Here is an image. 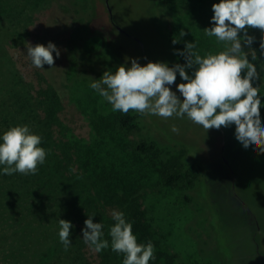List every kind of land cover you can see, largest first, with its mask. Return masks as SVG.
Here are the masks:
<instances>
[{"label": "rangeland", "instance_id": "obj_1", "mask_svg": "<svg viewBox=\"0 0 264 264\" xmlns=\"http://www.w3.org/2000/svg\"><path fill=\"white\" fill-rule=\"evenodd\" d=\"M217 2L112 0L114 21L126 32L105 26L79 40L77 27L86 20L81 9L90 8L89 0H0V58L9 57L32 95L40 100L51 94L57 101L51 138L55 154L65 150L69 155L61 171L87 172V194L93 208L102 209L93 222H101L105 215L113 222L111 211H123L132 220L139 243L154 245L150 264H264V162L258 157L264 154L250 151L249 156L238 150L229 169L221 161L217 130L206 132L187 119L165 120L133 111L140 126L124 130L112 123L114 113H123L112 112L111 105L89 87L104 71L124 65L126 58L141 65L146 58L169 66L178 63L166 31L172 32L177 50L193 41L201 55L223 50L214 37L203 33L211 27V8ZM247 36L264 39V34L252 31ZM136 38L147 48L143 56ZM49 41L59 48V58L53 53L54 65L32 67L25 55L27 43L46 46ZM82 51L89 52L83 60ZM243 51L255 61L254 87L264 100V62L252 45ZM97 58L100 68L92 69L89 65L98 63ZM181 82L177 74L172 90ZM38 112L45 115L42 109ZM260 116L264 125V105ZM173 124L179 134L171 132ZM143 139L148 140V152L138 147ZM170 161L200 164L203 173H197L190 185L165 186L155 162L161 166ZM88 253L95 255L91 249ZM0 264H5L1 258Z\"/></svg>", "mask_w": 264, "mask_h": 264}, {"label": "clouds", "instance_id": "obj_2", "mask_svg": "<svg viewBox=\"0 0 264 264\" xmlns=\"http://www.w3.org/2000/svg\"><path fill=\"white\" fill-rule=\"evenodd\" d=\"M211 10V27L203 33L214 37L223 50L201 55L196 42H187L183 51L176 50L185 63L172 66L151 61L141 65L135 58H126L124 65L115 71H104L89 87L111 105L112 112L127 114L131 110L165 120L187 119L206 132L234 127L235 143L243 152L262 155L264 125L260 113L264 100L258 98L260 93L254 87L255 61L250 62L243 48L254 44L247 36L249 31L264 34V0H218ZM27 45L26 58L37 69L54 65L53 53L56 58L61 54L51 41L46 46ZM260 51L264 53V46ZM177 74L183 82L176 84L174 91L171 86ZM171 132L179 134L180 129L173 124ZM41 145L42 137L27 124L10 126L0 132V175L37 174L38 166L45 164L48 155ZM87 217L82 239L93 252L100 253L110 247L123 256L122 264H150L155 259L154 245L151 241L138 243L132 223L123 211H111L114 223L108 229L110 242L104 238V224L93 222L95 214ZM58 225L59 241L67 251L72 245L70 230L74 225L64 219H59Z\"/></svg>", "mask_w": 264, "mask_h": 264}, {"label": "trees", "instance_id": "obj_3", "mask_svg": "<svg viewBox=\"0 0 264 264\" xmlns=\"http://www.w3.org/2000/svg\"><path fill=\"white\" fill-rule=\"evenodd\" d=\"M89 3L88 10L81 9L86 20L80 22L77 27L76 35L79 40H83L90 31L97 28L105 30V26L115 27L105 0H89ZM110 4L112 7V0ZM166 33L167 42L170 47L173 46L174 56H178V63L184 64L182 57L176 54L177 48L172 41V32L166 31ZM251 40L254 41L252 45L254 54L264 62V53L260 51L261 46H264V39L253 37ZM140 48L143 56L147 48L143 49L142 46ZM87 52H80L82 60ZM1 57L3 58H0V132L10 126L27 124L33 132L42 137L41 146L47 150L48 155L45 164L38 166L39 170L35 175L19 173L11 176L0 175V258L5 264H122L123 256L111 251L110 247L94 255L88 253L90 248L83 242L84 221L87 216L99 214L102 209L93 208V199L87 194L89 177L86 171H76L72 174L67 170L61 171L62 162L69 155L65 150L59 155L55 154V142L51 138L50 127L57 121L55 115L57 101L51 94L40 100L32 95L26 86V81L23 80L19 70L13 67L9 57H5L4 54ZM97 61L98 63L89 66L92 69H99L101 61L98 58ZM149 61L154 62L152 59L146 62ZM27 85L29 86L30 83ZM50 88L53 89L52 86ZM39 109L45 112L44 116L39 114ZM117 114H113L112 123H117L122 129L131 131L140 126L133 111ZM217 134L219 136V146H217L221 157L223 136L225 138L224 155L230 166L224 161L223 163L230 169L231 158L233 159L235 153L241 150L234 140L235 128L220 129L217 130ZM63 146L66 149L67 144L63 142ZM138 147L141 151L148 152V140L143 139ZM249 152L246 154L250 156ZM258 157L264 162L263 156ZM153 159L154 156L151 161ZM155 165L165 186H174L179 182L190 185L197 173H203V166L200 164H180L170 161L161 166L155 162ZM231 173L233 183L235 175L233 171ZM105 200L108 201L107 198ZM59 219L71 221L74 225L70 230L72 245L67 251L64 250L58 237ZM101 222L104 224V238L110 242L108 229L114 222H109L108 215L103 216ZM132 230L137 237L136 229L133 227Z\"/></svg>", "mask_w": 264, "mask_h": 264}, {"label": "water", "instance_id": "obj_4", "mask_svg": "<svg viewBox=\"0 0 264 264\" xmlns=\"http://www.w3.org/2000/svg\"><path fill=\"white\" fill-rule=\"evenodd\" d=\"M105 3H106V6L108 8V11H109V14H110V18H111L112 23L115 24V26L117 27L118 30L126 32L120 25H117L116 22L114 21L113 10H112L111 5H110V0H105ZM136 39H137L138 42H140V39L139 38H136ZM140 43H141V46L144 49V47H145L144 44L142 42H140ZM148 60L149 59L146 58V61H148ZM221 150H222V155H223L222 156L223 157V160L222 161H224L227 165L230 166V163H229L228 159L224 155V150H225V138H224V136H223V140H222V149ZM233 182L235 183V176L233 177Z\"/></svg>", "mask_w": 264, "mask_h": 264}]
</instances>
